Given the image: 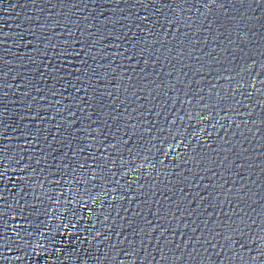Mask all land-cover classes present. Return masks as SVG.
<instances>
[{
  "label": "water",
  "instance_id": "water-1",
  "mask_svg": "<svg viewBox=\"0 0 264 264\" xmlns=\"http://www.w3.org/2000/svg\"><path fill=\"white\" fill-rule=\"evenodd\" d=\"M0 264H264V0H0Z\"/></svg>",
  "mask_w": 264,
  "mask_h": 264
}]
</instances>
